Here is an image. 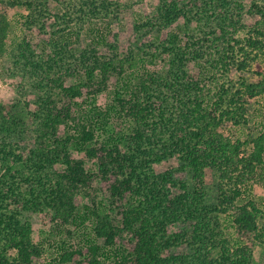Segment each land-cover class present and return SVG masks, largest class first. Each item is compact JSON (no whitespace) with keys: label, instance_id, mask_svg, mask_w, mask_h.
I'll use <instances>...</instances> for the list:
<instances>
[{"label":"trees","instance_id":"1","mask_svg":"<svg viewBox=\"0 0 264 264\" xmlns=\"http://www.w3.org/2000/svg\"><path fill=\"white\" fill-rule=\"evenodd\" d=\"M159 3L141 29L147 38L142 40L139 56L154 61L165 50L169 58L165 71L141 73L136 66L129 67L135 63L125 67L126 59L119 55L103 60L98 52L86 47L76 53L68 42L57 41L53 34L57 42L52 38V50L43 61L27 51L30 45H18V53L17 48L10 52L16 67L12 69L36 64L37 70L20 73L23 80L19 85L38 90V94L23 105L10 103L5 113L4 106L0 108V264H37L42 248L33 239L36 216L50 209L52 218L68 222L75 214L77 197L89 195L91 183L97 178L108 183L107 190L99 191L118 209L126 193L135 192L143 200L133 210L121 209L124 216L120 230L109 213L94 210L96 239L65 249L62 261L73 259L71 264H82L90 258L89 264H109L101 259L97 240L101 237L103 246L118 245L114 239L121 230L129 232L136 241L113 264H250L252 247L245 240L252 234L264 242V226L259 225L264 208L254 209L252 199L241 201L244 190L264 166V131L253 142L255 149L239 157L240 141L218 130L227 119L234 124L245 121L243 115L239 116L243 102L264 94V68L260 64L257 82L242 80L236 85L226 79L235 61L240 63L238 69L243 68L245 62L238 59L240 55L242 60L252 54L251 58H257V50L264 49V24L247 29L234 23L225 34L215 36L218 38L213 45L208 42L213 36L200 25L197 33L188 35L184 47H180L174 34L171 44L164 46L159 31L179 15L199 24L207 8L218 12L241 5L233 0ZM64 4L67 15L74 19L84 15L108 17L116 7L111 0H68ZM5 5H25L29 13L22 19L24 24L40 20L42 27L46 13L39 12L47 9L45 0H0V54L11 26ZM241 27L250 32L245 38L236 35ZM23 51L30 54L28 59ZM198 59L203 61L201 67L195 66ZM69 80L73 82L68 83ZM100 92H105L101 95L104 98H98ZM32 103L35 110L30 114L35 120L36 137L22 141L24 136L19 140L8 136L23 125V113ZM124 119L132 125L129 133L121 128ZM60 126L65 128L61 137ZM123 138L130 144L119 146ZM66 148L85 150L96 170L84 169L79 160L68 156ZM165 158L176 160L175 170L190 169L199 181L205 167L220 169L221 176L227 179L254 169L238 187L222 189L220 207L206 204L202 189H187L171 170L155 175L151 165ZM59 162L66 163L64 172L54 167ZM172 188L180 191L173 193ZM223 214L230 221L228 230L221 220ZM189 221H194L191 230L186 227ZM175 222L182 231L168 234L167 225ZM179 244H186L189 250L174 251Z\"/></svg>","mask_w":264,"mask_h":264},{"label":"rangeland","instance_id":"2","mask_svg":"<svg viewBox=\"0 0 264 264\" xmlns=\"http://www.w3.org/2000/svg\"><path fill=\"white\" fill-rule=\"evenodd\" d=\"M67 1L68 0H45L47 9H42L39 12L43 14V11L47 14V16L46 14L42 16L43 18L46 17L43 27L40 24V20L39 23L24 24L22 19L24 15L27 16L29 13L25 5H20L18 6L19 8H12L9 5V7L5 5L4 12L11 22V26L6 35L5 48L0 54V108L4 106V108L2 107L4 113L7 111V105L10 103L23 105L24 101H31L35 99L38 94V90L31 87L27 88L22 84L19 85L23 80L22 74L20 73L37 70L36 64H28L30 66L23 64V67L19 68L17 66V69H12L13 59L10 58V52L12 53L13 48L14 50L17 48L16 53H18L19 46L25 47L30 45L27 51L32 55L34 52L33 57H39V59L43 61L47 58L48 52L52 50L51 45L52 42L55 41L53 35L57 41L61 40L62 42H68L70 49L76 51V53L79 49L86 47L98 52L96 54L103 60H108L112 54L119 55L120 58L126 59L124 62L125 67H127L129 63H135L131 64L129 67L136 66L141 73L148 70L165 71L167 63L169 62L165 50H161L154 61L149 59V57L145 59L143 57V60L140 59L139 56L141 54L140 47L144 43L142 40L143 38H147V33L146 35L143 32L141 33V29L144 27L145 23H147V18H152L157 11V6L158 4L160 5L159 0H138L139 3L137 4L135 3L136 0H111L112 5L115 4L116 7L108 17L100 18V15H93L92 18H88V15H84L82 19L76 18V16L74 19L70 16L71 14L69 16L67 15V6L64 4ZM233 1L235 4L241 5V7H235L233 9L229 7L221 11L219 9L218 12H213V10L207 8L204 15L200 17L201 20L199 24L195 22V20H187L183 14L172 19L168 22L167 26L161 27L159 31L160 38L164 42L163 45L169 46L171 44V35L173 36L174 34L177 37L178 43L181 45L180 47H184L187 39H189L187 38L188 35L190 33L193 35L197 33L200 25L206 27V30L213 36L208 41L209 44L213 45V43L217 41L216 38H218L215 36L225 34L228 31H226V29L233 26L234 23L237 25H245L247 29L261 27L264 24V0ZM40 2L41 0H36V3ZM255 4L258 5V8L254 6ZM230 11L232 13L231 15ZM39 13L35 14V16L39 15ZM63 14H65L64 18ZM57 20L59 21L56 24ZM249 33L250 32L246 33L241 27L236 35L245 38ZM161 47V49H164L163 46ZM149 52H151V50H149ZM22 54L25 55L27 59L30 57V54L24 51ZM252 55L246 56V60H242V58H244L243 55L238 57V59H240L241 62L244 61L245 64L242 66V69H238L237 67L240 63L238 64V61L234 62L226 74V79L229 80V83L232 81L236 83V85H240L239 81L242 80L246 83L259 81L260 76L256 71L259 69L258 64L264 68V49L257 50L255 53L257 58H251ZM202 64L203 61L198 59L195 66L201 67ZM18 70L21 71L18 73ZM72 82V80L68 81V83ZM100 93L98 98H104L103 96L101 97V95L105 92ZM27 110L28 111L23 113V125L11 130L8 136L18 140L24 136L22 141L27 139L32 140L33 137H36L35 120L30 114V112L35 110L34 103L27 106ZM240 115H243L245 121L242 120L238 124H234L232 120L227 119L219 126L218 130L223 133V135L229 136L233 140L238 139L240 141L239 157L242 155V157H244L255 149L253 142L259 139L264 131V94H259L243 102L239 110V116ZM128 122V120L124 119V124L121 127L126 132L130 131L132 128V125H130L131 123ZM64 132V126H60L58 132L59 136H63ZM98 138L101 139L102 137L98 136ZM121 140L122 141L118 142L119 146L125 147L130 144L126 138ZM91 144L92 142L89 143V147ZM65 152L71 159L79 160L84 169H89L91 171L96 170L95 162L87 158L85 150L66 148ZM61 154H64V151ZM66 166L64 162H59L54 165L59 172H64ZM151 166L155 175L171 170L173 177L177 178L178 181H184L187 189L191 190L193 187V189H202L205 193L206 204L217 206H220L221 203L219 197L222 189L230 191L235 185L238 187L240 185L239 182L243 181L244 183L247 173L254 169L252 168L249 172H244L242 175L227 179L221 176L220 169L205 167L202 172V178L199 181L188 168L183 171L175 170L177 162L173 158H165L159 162H154ZM256 168L257 166L255 169ZM235 171L234 174L236 175L237 170ZM256 174L257 179L255 181L253 180L251 184L249 183L251 186L246 187L241 201L246 202L252 199L255 202L254 209L258 207L262 210L264 208V166L258 169ZM94 182L91 183L93 188H90L89 195L83 194L77 197L75 214L73 213V217H70L71 219L67 220L68 222L63 223L57 217L52 218L50 216L52 214H49L51 212L50 209H45L40 215L37 214L38 216L35 215L37 220L32 225L33 239H35L42 248V255L39 260H37V264H71L70 262L73 261V259L70 262L66 260L62 261L61 255H63L62 253L65 249L69 250L78 245L77 243L86 240H94L95 235L93 233V228L97 219L95 213H93L94 210L97 211V208H99L100 210H104L105 213H109L110 220L114 219V223H112L120 230L123 226L124 215L122 214V210L124 209L126 211L128 208L133 210L134 207H139V202L143 200V197H137L135 192L132 194L126 193L122 198V205L119 210L111 201L105 199L103 192L99 191V189L107 190L109 187L108 183H104L103 181L100 182L98 178ZM172 191L173 193H178L180 190L172 188ZM262 211L264 212V210ZM262 215L263 217L260 218L259 225L264 226V213ZM226 217L223 214L221 220L225 229L228 230L230 221L228 219L225 220ZM229 219H231V217ZM191 222L194 223V221L186 222V227L190 230L192 229ZM136 225H138V223ZM167 227L168 234L182 231V227L177 222L170 223ZM97 241L101 247L99 250L101 259L109 264H113L120 253H127L128 249H130L129 246L133 245L136 240L130 236L129 232L121 230L114 239L119 246L116 244L103 246L101 237H99ZM245 241L252 247L250 264H264V242L254 239L252 234L251 237ZM126 246H128V248ZM173 250L186 252L189 250V247L186 244H179L174 246ZM75 257L77 258V256ZM89 259L82 261V264H89ZM132 263V261H127L125 264Z\"/></svg>","mask_w":264,"mask_h":264}]
</instances>
